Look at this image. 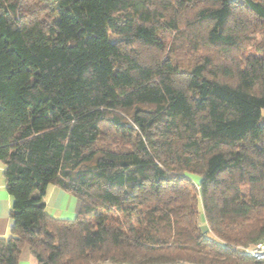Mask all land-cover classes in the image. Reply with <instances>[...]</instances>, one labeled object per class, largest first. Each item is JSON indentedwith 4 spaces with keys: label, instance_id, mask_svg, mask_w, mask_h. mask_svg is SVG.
<instances>
[{
    "label": "trees",
    "instance_id": "obj_1",
    "mask_svg": "<svg viewBox=\"0 0 264 264\" xmlns=\"http://www.w3.org/2000/svg\"><path fill=\"white\" fill-rule=\"evenodd\" d=\"M0 164V264H259L264 0H0Z\"/></svg>",
    "mask_w": 264,
    "mask_h": 264
},
{
    "label": "crops",
    "instance_id": "obj_2",
    "mask_svg": "<svg viewBox=\"0 0 264 264\" xmlns=\"http://www.w3.org/2000/svg\"><path fill=\"white\" fill-rule=\"evenodd\" d=\"M45 203L48 213L53 217L72 219L74 216L76 198L57 186H50ZM10 207L11 198L5 187L3 167L0 164V236H6L12 225ZM18 264H37L27 246L22 248Z\"/></svg>",
    "mask_w": 264,
    "mask_h": 264
},
{
    "label": "built area",
    "instance_id": "obj_3",
    "mask_svg": "<svg viewBox=\"0 0 264 264\" xmlns=\"http://www.w3.org/2000/svg\"><path fill=\"white\" fill-rule=\"evenodd\" d=\"M239 249L259 264H264V236L255 245L250 247L240 246Z\"/></svg>",
    "mask_w": 264,
    "mask_h": 264
},
{
    "label": "rangeland",
    "instance_id": "obj_4",
    "mask_svg": "<svg viewBox=\"0 0 264 264\" xmlns=\"http://www.w3.org/2000/svg\"><path fill=\"white\" fill-rule=\"evenodd\" d=\"M50 188V187H49ZM77 211H78V209H77V207H76V203H75V209H74V216L77 214ZM73 216V217H74ZM200 226H201V228H202V230L203 231H205L206 230V224H205V221H204V218L202 217L201 219H200ZM207 236L209 237L210 236V233H207Z\"/></svg>",
    "mask_w": 264,
    "mask_h": 264
}]
</instances>
